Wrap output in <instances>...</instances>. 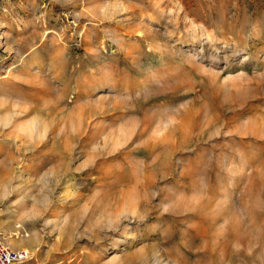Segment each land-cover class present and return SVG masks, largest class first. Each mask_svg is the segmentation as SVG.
<instances>
[{"label":"rangeland","instance_id":"obj_1","mask_svg":"<svg viewBox=\"0 0 264 264\" xmlns=\"http://www.w3.org/2000/svg\"><path fill=\"white\" fill-rule=\"evenodd\" d=\"M0 241L264 264V0H0Z\"/></svg>","mask_w":264,"mask_h":264},{"label":"built area","instance_id":"obj_2","mask_svg":"<svg viewBox=\"0 0 264 264\" xmlns=\"http://www.w3.org/2000/svg\"><path fill=\"white\" fill-rule=\"evenodd\" d=\"M30 253L22 248L11 249L0 241V264H26Z\"/></svg>","mask_w":264,"mask_h":264},{"label":"bare ground","instance_id":"obj_3","mask_svg":"<svg viewBox=\"0 0 264 264\" xmlns=\"http://www.w3.org/2000/svg\"><path fill=\"white\" fill-rule=\"evenodd\" d=\"M25 250V249H24ZM29 253H31L29 250H27ZM33 261L34 260V252H33V254L31 253V255H30V259H29V261Z\"/></svg>","mask_w":264,"mask_h":264}]
</instances>
